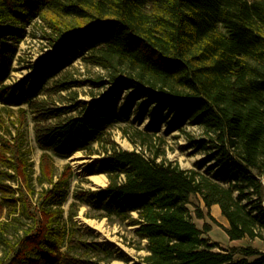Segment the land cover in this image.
Masks as SVG:
<instances>
[{
  "label": "trees",
  "instance_id": "obj_1",
  "mask_svg": "<svg viewBox=\"0 0 264 264\" xmlns=\"http://www.w3.org/2000/svg\"><path fill=\"white\" fill-rule=\"evenodd\" d=\"M35 19L51 50L8 82ZM74 58L104 74L69 76ZM83 81L98 88L87 100L72 90ZM133 114L151 118L133 129L142 143L164 123L186 132L204 158L184 168L158 149L121 147L110 129ZM29 115L37 170L25 140ZM77 151L102 155L88 170L107 182L74 186L65 207L73 168L58 170L55 157ZM262 177L264 0H0V264H264V250L221 247L202 237L209 222L194 221L222 226L210 212L218 204L230 240L264 239ZM82 205L87 218L132 227L143 253L130 263L79 222Z\"/></svg>",
  "mask_w": 264,
  "mask_h": 264
},
{
  "label": "rangeland",
  "instance_id": "obj_2",
  "mask_svg": "<svg viewBox=\"0 0 264 264\" xmlns=\"http://www.w3.org/2000/svg\"><path fill=\"white\" fill-rule=\"evenodd\" d=\"M45 33L46 29L39 19H35L33 22L25 25L24 35L18 43V55L20 56V60L13 61L14 69L11 70L10 76L6 81L11 82L22 78L29 72V69L25 67L27 64L38 63L39 57L51 50ZM66 70L69 76L79 80L104 74L103 69L90 63H86L80 58H74L71 64L66 67ZM72 90L77 93L78 99L87 100L89 99V91H98V88L94 87L89 81H83L79 85L73 86ZM61 94L69 95V93L65 90L61 91ZM150 120L151 118L147 114L143 116L133 114L129 122L115 124L110 129V132L116 142L123 148H135L144 152L148 156H150L153 151L158 149L161 152L158 158L165 156L167 159L177 161L184 168L196 167L195 163L204 158L205 154L201 150L188 147L186 132H182L180 130L167 132V127L164 123L160 124V128L156 132L149 129L148 133L155 135L156 137H152L151 142L147 141L146 143H142L139 138L133 134V129H143L148 127L150 125ZM123 127L127 128L126 132H124ZM185 128L186 131L196 137L202 136V130L199 127L187 125ZM24 131L26 145L29 149L30 157L34 162V167L37 170V162L41 150L36 145L34 139L31 115L28 116V121L24 127ZM101 157L102 155L100 154L95 153L88 155L84 151H77L67 158L55 157V164L58 170H60L65 163H69L73 168V176L70 179L69 194L67 196L65 207L71 199V191L74 186L80 185L90 188L105 186L107 178L103 173H90L88 170L89 166ZM205 166H203L201 170H203ZM262 180L264 182V177H262ZM194 200L197 201L196 198H194ZM262 202L264 204V198ZM190 207L191 209L193 208L192 206ZM85 209L86 206L82 205L79 215L77 216L79 222L84 225L91 226L101 240L109 241L113 246L122 250L125 255L130 258V263H133L138 256L143 253V250L137 251L131 243L132 227H125L118 223H109L105 218H87L83 215ZM210 212L220 222V224H222V226L228 224L226 218L221 214L219 207L212 206L210 208ZM194 221L198 227H202L204 221L209 222L211 230L203 233L202 237L208 239L209 241L218 242L221 247L230 248L232 246L251 244L261 250H264V239L243 238L230 240L223 227L214 223L208 217L205 219H198L194 217ZM236 256H238V254H236ZM114 264H123V262L121 260H115Z\"/></svg>",
  "mask_w": 264,
  "mask_h": 264
},
{
  "label": "crops",
  "instance_id": "obj_3",
  "mask_svg": "<svg viewBox=\"0 0 264 264\" xmlns=\"http://www.w3.org/2000/svg\"><path fill=\"white\" fill-rule=\"evenodd\" d=\"M212 206H216V207H219V206H218V204H213ZM212 206H211V207H212ZM219 209H220V208H219Z\"/></svg>",
  "mask_w": 264,
  "mask_h": 264
},
{
  "label": "bare ground",
  "instance_id": "obj_4",
  "mask_svg": "<svg viewBox=\"0 0 264 264\" xmlns=\"http://www.w3.org/2000/svg\"><path fill=\"white\" fill-rule=\"evenodd\" d=\"M75 153V152H74Z\"/></svg>",
  "mask_w": 264,
  "mask_h": 264
}]
</instances>
